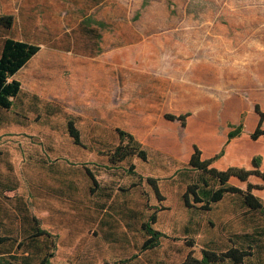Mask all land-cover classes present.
<instances>
[{
	"label": "rangeland",
	"instance_id": "374dc122",
	"mask_svg": "<svg viewBox=\"0 0 264 264\" xmlns=\"http://www.w3.org/2000/svg\"><path fill=\"white\" fill-rule=\"evenodd\" d=\"M125 1L132 20L146 13L177 16L169 22L171 31L160 35L158 52L147 59L167 73L158 87L167 96L149 142L173 156L177 148L183 156L190 134L163 114L188 111L190 126L206 121L214 143L226 137L224 152L230 141L226 129L241 119L242 134L231 140L241 152L260 155L263 166L264 136L256 141L250 133L257 121L254 105L264 110V0H198L192 8L168 6L178 0ZM15 7L16 0H0L2 14ZM22 32L0 28V40ZM216 40L224 65H200L215 62ZM39 57L15 73L21 91L10 108L0 107V235L23 241L17 247L13 240L0 245V252L13 250L18 264H36L44 248L53 251L50 260L58 264H178L189 252L200 257L205 247L236 246L252 251L244 264H264V210L248 209L236 194L225 195L209 210L197 208L199 203L186 206L182 193L189 183L199 181V173L183 157L160 158L149 151L145 160L131 156L112 166L109 148L87 147L93 125L105 127L102 135L116 141L114 127L121 124L120 113L118 107L107 109L109 102L118 106L121 101L114 76L101 77L102 70L94 76L83 69L75 77L69 66L73 63L59 55L58 67L45 70L43 76ZM128 57L139 62L135 52ZM248 57L252 64L243 65ZM205 97L204 114L200 99ZM69 118L81 130L85 147L68 134ZM87 169L102 174L110 187L94 195ZM147 177L156 180L157 191ZM251 181L261 182L255 177ZM253 193L264 203V188ZM152 214L150 225L162 235L156 246L143 250L148 235L142 223ZM35 227L49 231L52 238L30 237Z\"/></svg>",
	"mask_w": 264,
	"mask_h": 264
},
{
	"label": "crops",
	"instance_id": "0c3cea01",
	"mask_svg": "<svg viewBox=\"0 0 264 264\" xmlns=\"http://www.w3.org/2000/svg\"><path fill=\"white\" fill-rule=\"evenodd\" d=\"M16 1L18 7H15L16 9H13V12L0 13V16L12 15V25L8 28L0 25V28L7 33H11L14 29L23 32L18 36L13 34L3 36L0 40V52L3 40L7 37L38 45L39 50L25 63L22 69L30 66L29 64L34 60V57L39 54V58L43 60V64L40 66L41 74L45 76V70L53 69V67L55 69L61 63V61L55 59L59 55V57H65L73 63V65L69 66L74 71L75 77L83 69L92 71L94 76H96L97 71L101 70L104 71L101 77L109 78L111 75L114 76L119 89V99L121 100L118 106L115 104L110 105V102L107 106L108 112L118 107L120 113L121 124H119L120 126H115L114 129L120 128L131 133L141 146L147 150L148 157L150 152H154L160 158L179 160L178 158L183 157L186 160L185 162H187L192 153L193 144L200 148L201 158L203 159L212 157L222 148V143L226 137L224 136L221 142L214 143V134L207 127L206 121L203 120L192 126L187 120L186 125L182 126V129L186 130L188 135L190 134L189 139L186 140L189 141V145L186 147L183 156H180L177 148H173L172 153L175 155L173 156L164 151L162 147L154 146L149 142L150 134L155 131V120L159 121L163 111L161 110L162 101L167 96L162 95L158 89L159 83L166 78L164 76L167 73H162L159 65H151L152 61L147 59L158 52L156 47L160 44V35L168 30L171 31L167 29L170 27L169 22L175 20L177 16L174 17L168 13L163 15L146 13L139 19L132 20L125 0ZM159 2L162 3L160 0ZM175 2L174 4L169 3L168 6L177 8L184 5L192 8L198 5V0H178ZM147 6L149 7L150 4L144 5L145 8ZM249 18L250 16L248 20ZM215 44V49H212L216 55L214 58L215 62H203L200 65H224L223 56L217 47L220 43L216 40ZM243 48L241 47V49ZM133 52H135V58L139 59L138 63L128 60V55ZM251 64L252 61L248 57L243 65ZM203 73L207 75L205 72ZM107 100L110 101V99ZM200 100L204 105L208 97ZM202 112L204 114L206 112L205 105ZM256 115L258 121V114L256 113ZM103 118L106 120V113L103 114ZM168 121L177 122V120ZM168 124L171 125V123ZM171 126L175 127V125ZM140 128L145 129L143 131ZM79 131L83 141L82 132L80 129ZM104 131L105 127L93 125L91 128V143L87 148L101 150L110 148L118 143L117 132L115 134L116 141L113 142L112 139H107L102 135ZM228 131L229 129H226V133ZM262 138L263 136L257 138L256 141L262 140ZM235 139H238V137ZM235 142V140H230L224 146L222 156L212 163L213 166L219 167L218 169H226L229 166L252 167L251 159L255 152L247 150L241 152L237 149L238 143ZM261 167H264V164ZM91 171L99 183L95 187L94 195L100 194L98 193L99 189L104 190L110 187L105 184L104 179L101 177L102 174H98L96 170L93 171L91 169ZM251 177L254 176H250L249 181H251ZM233 180L245 183L246 187V182L240 181L235 177H231L229 182L233 184Z\"/></svg>",
	"mask_w": 264,
	"mask_h": 264
},
{
	"label": "trees",
	"instance_id": "16d2710c",
	"mask_svg": "<svg viewBox=\"0 0 264 264\" xmlns=\"http://www.w3.org/2000/svg\"><path fill=\"white\" fill-rule=\"evenodd\" d=\"M13 23L12 15H1L0 25L3 27H10ZM39 50V46L33 43L17 40L7 37L3 40L0 52V107L10 108L21 91V82L14 77L15 73L22 68L25 63ZM254 110L258 114V121L255 128L250 133V138L255 140L264 136V110H262L258 103L254 105ZM190 112L186 111L179 114L166 112L163 114L167 120H177L181 126L186 125L187 117ZM67 132L71 136L73 142L77 145L84 146L81 139L80 131L74 124L72 119H68L66 123ZM227 132V142L242 134L243 123L240 119L239 123L232 126ZM118 136V143L109 148L107 157L111 165H117L123 162L126 158L137 156L142 159L148 158V153L145 148L134 138V136L120 128L115 129ZM223 153V148L209 158H201V150L193 144L192 153L186 162L187 165L199 173V181L191 182L187 185L182 193V199L186 206L193 207L198 204L199 209L209 210L214 203L219 202L227 194H236L240 197L244 206L252 210H264V203L253 193L254 189L264 188V167H261V156L254 155L251 159V168H244L238 166H229L226 169H218L212 163L218 159ZM134 168V165H131ZM117 169H115L116 171ZM89 178L93 184L91 190L99 185L94 173L91 169H87ZM254 176L259 178L261 182L253 183L249 181V177ZM231 177H235L240 181L246 182V187L240 188L229 182ZM147 181L152 185L155 191L158 190L156 180L152 177H147ZM214 183L213 185L211 184ZM191 196V198H190ZM155 215L150 216V220L142 223V227L148 235L147 239L142 245V249L154 247L158 244L159 238L162 235L160 231L153 229L150 225L154 221ZM33 220L37 222L36 217ZM44 235L52 238L49 231L35 227L30 237ZM11 240L16 242V247L21 244L22 240H14L8 235H0V245H5ZM251 248V247H249ZM13 251V250H12ZM11 250L0 252V264H18L20 258L15 257ZM53 251L43 249L41 254L37 257L36 264H58L50 260L53 256ZM252 255L251 249H243L236 246H230L225 250H215L211 248H202L201 256H194L189 252L185 258L178 264H216L225 261H230L233 264H244L248 256ZM7 256V257H6ZM25 261L27 258H23Z\"/></svg>",
	"mask_w": 264,
	"mask_h": 264
}]
</instances>
